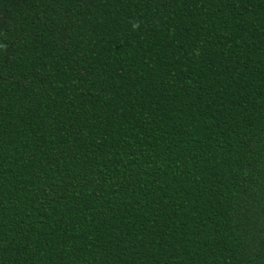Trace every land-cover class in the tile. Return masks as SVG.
Masks as SVG:
<instances>
[{
  "label": "trees",
  "instance_id": "obj_1",
  "mask_svg": "<svg viewBox=\"0 0 264 264\" xmlns=\"http://www.w3.org/2000/svg\"><path fill=\"white\" fill-rule=\"evenodd\" d=\"M0 264H264V0H0Z\"/></svg>",
  "mask_w": 264,
  "mask_h": 264
}]
</instances>
